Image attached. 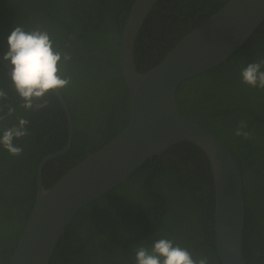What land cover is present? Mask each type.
<instances>
[{
	"label": "trees",
	"instance_id": "16d2710c",
	"mask_svg": "<svg viewBox=\"0 0 264 264\" xmlns=\"http://www.w3.org/2000/svg\"><path fill=\"white\" fill-rule=\"evenodd\" d=\"M228 0H158L134 42L138 73L156 66L191 30ZM134 0H0V59L15 26L47 30L71 56L65 65L70 85L59 91L68 106L70 148L44 164L45 189L71 167L100 149L127 122L126 85L117 47ZM3 60V59H2ZM264 60V20L249 39L219 66L181 83L178 114L215 134L235 159L243 185L242 257L264 264V89L242 83L241 71ZM5 62V61H4ZM7 63V62H6ZM0 62V133L29 121L28 135L14 140L13 156L0 145V264H8L34 203L40 160L64 149L65 113L55 93L49 106L27 110ZM15 109L11 115L8 108ZM243 122L252 137L237 136ZM213 179L205 154L189 142L169 147L140 166L123 183L81 208L59 239L48 264H136L135 251L165 238L194 258L221 264L214 245Z\"/></svg>",
	"mask_w": 264,
	"mask_h": 264
},
{
	"label": "water",
	"instance_id": "95a60500",
	"mask_svg": "<svg viewBox=\"0 0 264 264\" xmlns=\"http://www.w3.org/2000/svg\"><path fill=\"white\" fill-rule=\"evenodd\" d=\"M157 1L134 0L118 40V66L128 92L125 126L45 189L41 179L44 164L70 148L73 134L68 106L56 91L67 120V142L64 149L43 157L37 166L34 203L8 264H48L81 208L123 183L150 158L181 142L198 147L210 165L214 245L220 263L245 264L243 185L237 163L215 134L178 114L175 94L181 83L219 66L249 39L264 20V0H228L183 36L156 66L138 73L134 42ZM0 62L10 70L6 62ZM1 111L0 101V116Z\"/></svg>",
	"mask_w": 264,
	"mask_h": 264
},
{
	"label": "clouds",
	"instance_id": "9594fccd",
	"mask_svg": "<svg viewBox=\"0 0 264 264\" xmlns=\"http://www.w3.org/2000/svg\"><path fill=\"white\" fill-rule=\"evenodd\" d=\"M2 59L10 67L11 86L22 100L24 109L48 107L50 101L46 97L71 83V77L65 73V65L71 56L57 46L47 30L40 27L26 30L23 26H15L7 37V50ZM241 78L242 83L249 87L264 89V60L248 63L241 71ZM6 98V91L0 89V100ZM13 112L15 109L9 107V115ZM28 123L21 118L18 125L6 127L0 133V145L13 156H20L23 152L14 140L29 134ZM245 127L241 122L235 134L249 139L252 134L244 131ZM135 261L136 264H209L207 257L194 258L189 250L165 238L154 241L150 248L139 246L135 251Z\"/></svg>",
	"mask_w": 264,
	"mask_h": 264
}]
</instances>
